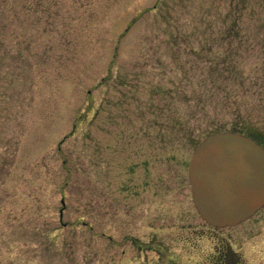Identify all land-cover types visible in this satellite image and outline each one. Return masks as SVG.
I'll list each match as a JSON object with an SVG mask.
<instances>
[{
    "label": "rangeland",
    "instance_id": "1",
    "mask_svg": "<svg viewBox=\"0 0 264 264\" xmlns=\"http://www.w3.org/2000/svg\"><path fill=\"white\" fill-rule=\"evenodd\" d=\"M242 117L264 0H0V264H160L201 225L195 139ZM242 238L264 261V207Z\"/></svg>",
    "mask_w": 264,
    "mask_h": 264
},
{
    "label": "water",
    "instance_id": "2",
    "mask_svg": "<svg viewBox=\"0 0 264 264\" xmlns=\"http://www.w3.org/2000/svg\"><path fill=\"white\" fill-rule=\"evenodd\" d=\"M188 179L199 215L212 225H234L264 205V148L235 131L210 133L191 155Z\"/></svg>",
    "mask_w": 264,
    "mask_h": 264
},
{
    "label": "flooded vegetation",
    "instance_id": "3",
    "mask_svg": "<svg viewBox=\"0 0 264 264\" xmlns=\"http://www.w3.org/2000/svg\"><path fill=\"white\" fill-rule=\"evenodd\" d=\"M200 219L201 225L189 226L177 237L176 252L153 247L161 253L160 264H264L256 252H247L242 245L243 221L235 225L214 226ZM236 231L238 241L232 236Z\"/></svg>",
    "mask_w": 264,
    "mask_h": 264
},
{
    "label": "trees",
    "instance_id": "4",
    "mask_svg": "<svg viewBox=\"0 0 264 264\" xmlns=\"http://www.w3.org/2000/svg\"><path fill=\"white\" fill-rule=\"evenodd\" d=\"M237 115L239 114L237 113ZM221 128L222 127L217 128V129H209L205 135H207L208 133H212V132L227 130V129H221ZM230 130L252 136L257 142L262 144L264 147V129L252 123L249 118L242 117V120L239 119L238 122L235 123V125L230 128ZM197 143L198 141H196L195 139V144Z\"/></svg>",
    "mask_w": 264,
    "mask_h": 264
}]
</instances>
